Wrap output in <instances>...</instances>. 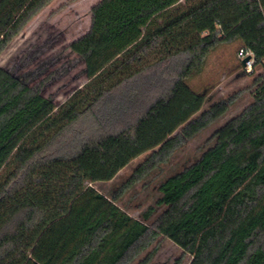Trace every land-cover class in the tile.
Instances as JSON below:
<instances>
[{"label":"trees","instance_id":"trees-1","mask_svg":"<svg viewBox=\"0 0 264 264\" xmlns=\"http://www.w3.org/2000/svg\"><path fill=\"white\" fill-rule=\"evenodd\" d=\"M50 1L0 0V52ZM176 1L91 7L88 30L68 45L87 78L138 44L1 185L0 264H149L158 236L188 253V264H264V0H203L139 41L149 20ZM232 42L262 66L252 101L195 161L160 183L156 204L164 208L149 224L130 216L117 200L235 100L200 111L205 94L188 83L211 51ZM54 108L39 86L0 66V169ZM148 151L110 197L90 185Z\"/></svg>","mask_w":264,"mask_h":264},{"label":"rangeland","instance_id":"rangeland-1","mask_svg":"<svg viewBox=\"0 0 264 264\" xmlns=\"http://www.w3.org/2000/svg\"><path fill=\"white\" fill-rule=\"evenodd\" d=\"M98 1L51 0L0 52L1 67L27 84L39 86L43 95L51 97L55 104L53 111L24 136L1 167L0 187L33 151L65 125L77 110L92 100L104 76L138 44L127 48L95 76L91 78L85 76L81 58L69 50L68 45L86 33L90 25V9ZM201 1L203 0H177L170 7L155 14L149 20L146 29H143L139 41ZM240 48L239 42L218 46L207 56L202 71L188 80L192 89L205 94L200 111L208 109L213 103L226 101L229 97H234L235 100L220 118L190 139L167 162L150 170L117 200L116 204L130 216L149 224L164 208L156 204L160 196L158 191L160 183L195 161L214 143L216 129L252 101L253 80L262 72V66L256 65L252 70L244 68L238 56ZM149 152L134 158L113 179L93 182L90 185L110 197ZM149 207H153V212L148 219H144L143 214ZM147 251L154 252L149 264H174L177 261L178 264H188L191 259L188 253L164 236H158ZM145 254L146 251L139 258ZM137 262L138 259L131 264Z\"/></svg>","mask_w":264,"mask_h":264},{"label":"built area","instance_id":"built-area-1","mask_svg":"<svg viewBox=\"0 0 264 264\" xmlns=\"http://www.w3.org/2000/svg\"><path fill=\"white\" fill-rule=\"evenodd\" d=\"M238 56L243 60L247 56H249L248 60H246L244 63L242 62L244 68L247 70H252L254 67V57L250 51H245L243 48H240L238 51Z\"/></svg>","mask_w":264,"mask_h":264},{"label":"water","instance_id":"water-1","mask_svg":"<svg viewBox=\"0 0 264 264\" xmlns=\"http://www.w3.org/2000/svg\"><path fill=\"white\" fill-rule=\"evenodd\" d=\"M248 58H249V56H247L246 58H244V59L242 60V62L244 63L246 60H248Z\"/></svg>","mask_w":264,"mask_h":264}]
</instances>
